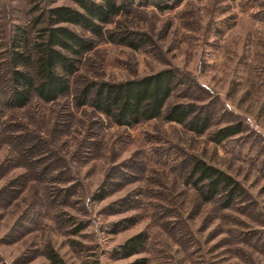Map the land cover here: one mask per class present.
Instances as JSON below:
<instances>
[{
	"label": "rangeland",
	"instance_id": "rangeland-1",
	"mask_svg": "<svg viewBox=\"0 0 264 264\" xmlns=\"http://www.w3.org/2000/svg\"><path fill=\"white\" fill-rule=\"evenodd\" d=\"M117 1L122 12L68 92L17 108L4 102L18 27L31 41L49 7L73 4L0 0V264H49V247L65 264H264V0ZM164 67L179 79L166 107L207 113L203 134L163 117L119 126L75 102L85 85ZM237 121L242 132L212 138ZM192 157L245 197L228 208L201 200L185 179ZM139 232V253L122 257L118 246Z\"/></svg>",
	"mask_w": 264,
	"mask_h": 264
},
{
	"label": "trees",
	"instance_id": "trees-1",
	"mask_svg": "<svg viewBox=\"0 0 264 264\" xmlns=\"http://www.w3.org/2000/svg\"><path fill=\"white\" fill-rule=\"evenodd\" d=\"M70 1L72 6L57 5L43 13L42 25L31 41L27 32L18 27L8 56L11 69L4 105L20 108L33 96L50 102L67 93L70 78L78 71L83 57L95 47L96 40L108 32L106 26L123 9L117 0ZM108 38H113V34H108ZM121 42L133 48L139 46L125 37ZM178 80L173 67H164L136 78L85 85L75 95V102L90 106L119 126H133L163 117L201 135L209 127L207 113L197 110L193 103L176 102L166 107ZM242 129L241 121H237L219 127L212 133V138L221 142ZM184 166L187 168L186 182L204 202L218 201L221 208H228L246 195L236 179L201 158L192 157L187 165L184 162ZM144 242L145 234L139 232L116 249L122 257H130L139 253ZM46 258L49 264H65L51 247L46 249ZM127 264H146V260L135 259Z\"/></svg>",
	"mask_w": 264,
	"mask_h": 264
}]
</instances>
